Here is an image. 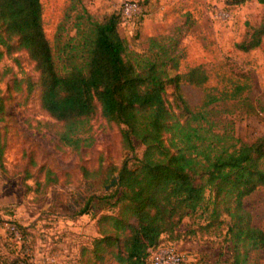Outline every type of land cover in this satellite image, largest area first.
Returning <instances> with one entry per match:
<instances>
[{"label":"trees","instance_id":"obj_1","mask_svg":"<svg viewBox=\"0 0 264 264\" xmlns=\"http://www.w3.org/2000/svg\"><path fill=\"white\" fill-rule=\"evenodd\" d=\"M42 13L41 0H0V45L6 51L24 49L34 61L40 105L60 123L58 144L75 150L90 146L91 119L99 103L108 121L124 125L123 147L133 150L135 139L144 146L134 167L123 161L109 180L114 189L103 196L118 212L97 218L99 235L90 248L94 260L103 264L108 255L120 264H149L151 250L165 236L179 241L224 228L227 264H263L264 230L253 223L243 199L264 186V132L252 142L234 134L228 114L255 110L242 94L245 82L206 91L196 107L184 98L181 81L203 85L208 80L201 65L172 72L184 56L181 31L189 13L172 31L147 36L142 51L131 48L119 31L123 9L97 18L84 0H69L52 40ZM263 35L264 15L235 47L249 51ZM7 72L0 69V81ZM19 82L15 79V87ZM169 85L180 114L168 103ZM3 110L0 97V120ZM2 155L0 144V168ZM46 179L55 182L57 177L47 169ZM185 217L192 220L182 230Z\"/></svg>","mask_w":264,"mask_h":264},{"label":"rangeland","instance_id":"obj_2","mask_svg":"<svg viewBox=\"0 0 264 264\" xmlns=\"http://www.w3.org/2000/svg\"><path fill=\"white\" fill-rule=\"evenodd\" d=\"M69 0H41L43 27L49 40ZM101 18L112 10L125 14L119 31L131 48L142 51L149 35L165 34L183 24L181 46L184 56L172 72H184L201 65L208 73L203 85L181 81L184 98L198 106L206 91L231 88L233 82H245L243 90L255 106L252 112L229 113L234 134L252 142L264 132V35L260 45L242 51L235 47L247 28L260 22L264 0H84ZM3 50L0 69H8L0 81L4 110L0 120V144H3L0 168V264H15L23 246L3 231L1 221L11 219L22 230L29 257L42 264L48 256L55 264H100L90 248L99 235L96 220L103 213H117L118 206L103 196L114 189L109 180L116 178L118 167L126 161L134 167L144 146L134 140L133 150L123 147L121 123L108 121L96 104L91 119L93 142L78 150L58 144L60 123L40 105L38 69L26 50ZM15 79H20L15 87ZM166 97L173 111L180 114L173 85ZM47 169L57 177L46 179ZM109 185V186H107ZM110 201H113L111 199ZM252 221L264 230V186L243 199ZM83 209L86 212L81 213ZM192 219L185 217L180 229ZM220 233L197 232L179 241L165 236L162 244L172 243L183 252L180 264H227L230 248ZM82 247L86 250L82 251ZM264 264V247L260 250ZM103 264H120L108 255ZM149 264L150 256H149Z\"/></svg>","mask_w":264,"mask_h":264},{"label":"built area","instance_id":"obj_3","mask_svg":"<svg viewBox=\"0 0 264 264\" xmlns=\"http://www.w3.org/2000/svg\"><path fill=\"white\" fill-rule=\"evenodd\" d=\"M124 14L125 11L123 8V17ZM1 226L11 240L16 242L19 247L23 246L21 253L16 257L15 264H35V262L29 257V249L25 244L23 233L19 225L11 219H5L1 221ZM183 259V252L172 243L161 244L150 252L151 264H180ZM42 262V264H55L48 256L44 257Z\"/></svg>","mask_w":264,"mask_h":264},{"label":"water","instance_id":"obj_4","mask_svg":"<svg viewBox=\"0 0 264 264\" xmlns=\"http://www.w3.org/2000/svg\"><path fill=\"white\" fill-rule=\"evenodd\" d=\"M113 182H114V181L112 180L110 184H113ZM110 184H109V185H110ZM109 185H107V186H109Z\"/></svg>","mask_w":264,"mask_h":264}]
</instances>
